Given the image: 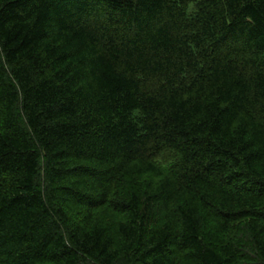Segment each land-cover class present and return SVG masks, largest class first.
I'll return each instance as SVG.
<instances>
[{"label": "trees", "instance_id": "16d2710c", "mask_svg": "<svg viewBox=\"0 0 264 264\" xmlns=\"http://www.w3.org/2000/svg\"><path fill=\"white\" fill-rule=\"evenodd\" d=\"M0 264H264V0H0Z\"/></svg>", "mask_w": 264, "mask_h": 264}]
</instances>
